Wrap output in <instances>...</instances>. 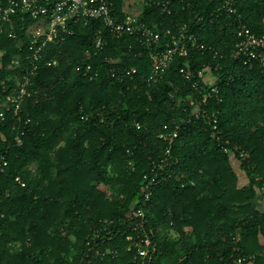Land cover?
<instances>
[{
    "label": "trees",
    "instance_id": "obj_1",
    "mask_svg": "<svg viewBox=\"0 0 264 264\" xmlns=\"http://www.w3.org/2000/svg\"><path fill=\"white\" fill-rule=\"evenodd\" d=\"M106 1L120 17L140 7V0ZM169 2L170 15L155 6L135 14L172 33L186 24L207 50L174 56L154 84L147 82L149 51L135 37L114 39L100 20L70 25V35L48 44L35 63L18 115L0 118L7 163L0 172V264H132L126 238L136 232L127 214L142 204L143 176L166 157L159 134L187 120L192 82L205 86L197 72L216 65L218 95L206 106L215 130L201 118L180 124L168 153L172 175L142 208L149 264H233L250 256L242 264H264V68L232 58L239 24L264 34V0H235L238 17L217 12V0ZM28 21L0 33V104L28 66L22 59L10 67L27 55ZM97 32L105 46L93 54ZM14 126L23 132L18 146ZM104 220L113 223L104 227Z\"/></svg>",
    "mask_w": 264,
    "mask_h": 264
},
{
    "label": "built area",
    "instance_id": "obj_2",
    "mask_svg": "<svg viewBox=\"0 0 264 264\" xmlns=\"http://www.w3.org/2000/svg\"><path fill=\"white\" fill-rule=\"evenodd\" d=\"M139 6L157 7L161 14L170 15L169 0H140ZM138 7V8H140ZM129 10V9H128ZM216 11L229 16L236 15L235 0H217ZM238 17V15H236ZM26 19L27 27L24 35L27 37L26 43L27 55L25 57L16 56L11 62L10 67H20L23 59L28 61L27 67L23 73L15 79L13 88L0 104L3 111L0 112V118H4L5 112H12L17 116L23 99L27 94V88L31 85V79L37 74L36 64L41 61L48 44H57L64 40L66 35H70L69 26L76 25L80 22L87 23L89 20H100L106 31L114 39H119L123 35L135 37L139 44L149 51V60L152 67L148 75L147 82L149 85L154 84L162 77L172 58L176 55L186 57L192 49L205 52L207 50L203 44L198 43L194 35L189 31L186 24H175V32L172 33L169 28H161L154 25L152 27L141 22L134 10L124 13L122 17L113 12L111 4L106 0H3L0 3V33L5 27L13 28V22L23 25ZM173 22V21H172ZM99 32V31H98ZM94 35L92 45L93 54L103 49L104 41L100 33ZM11 38H16L12 33ZM86 56L91 55L89 50H85ZM217 53L215 52L213 58ZM232 58L244 66L252 67L257 63L259 67L264 68V34L256 35L245 25L239 24L235 34L234 50ZM47 66L54 65V62H46ZM88 69V67H87ZM220 71L218 65L210 68H204L197 72L201 82L205 85L204 89L200 88L198 81H193L191 88L193 96L184 100L183 111L187 113V120L181 119L180 124L189 122L193 119H206L211 122V129L215 130L216 117L213 113L206 110L208 101L216 98L218 95V77L213 73ZM135 69L123 71L124 76L131 77ZM184 73V69L181 70ZM185 74V79L189 80V74ZM91 79V76L89 77ZM231 79H227L229 81ZM180 124L175 125L173 129L163 127V132L159 134V139L167 144L165 152L166 157L159 163H153L148 175L143 176V199L140 207L131 209L127 214L130 227L136 232L134 238L127 237V250L132 253V264H149L152 254L151 240L149 233L145 230V219L142 208L148 202L152 188L160 181L171 177L172 173L168 170L171 163L168 160V153L173 139L177 137ZM14 132L15 146L21 145V136L23 132L15 126ZM242 155V154H241ZM6 161L0 157V172L6 166ZM18 181V179H16ZM192 185V182H189ZM181 184L180 187H183ZM105 224H112L113 221L104 220ZM104 231V228H102ZM97 235V230L96 234ZM109 252V251H106ZM114 254V253H113ZM253 257H239L233 261V264H242L252 262Z\"/></svg>",
    "mask_w": 264,
    "mask_h": 264
},
{
    "label": "rangeland",
    "instance_id": "obj_3",
    "mask_svg": "<svg viewBox=\"0 0 264 264\" xmlns=\"http://www.w3.org/2000/svg\"><path fill=\"white\" fill-rule=\"evenodd\" d=\"M137 9H138V7H135V9H133V10L135 11V10H137ZM31 168H33V167H31Z\"/></svg>",
    "mask_w": 264,
    "mask_h": 264
}]
</instances>
